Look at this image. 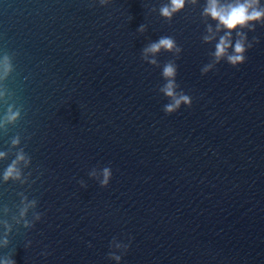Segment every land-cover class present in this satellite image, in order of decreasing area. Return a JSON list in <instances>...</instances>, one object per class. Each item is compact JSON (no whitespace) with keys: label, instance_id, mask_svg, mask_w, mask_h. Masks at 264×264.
Segmentation results:
<instances>
[{"label":"water","instance_id":"1","mask_svg":"<svg viewBox=\"0 0 264 264\" xmlns=\"http://www.w3.org/2000/svg\"><path fill=\"white\" fill-rule=\"evenodd\" d=\"M166 2L0 0V55L15 65L4 83L23 107L0 132V151L19 134L35 181L0 183V208L15 212L24 192L43 213L31 229L13 225L0 256L117 264L108 258L115 237L130 245L120 264H264V26L248 32L259 43L244 64L201 75L214 51L201 39L205 0L171 22L158 13ZM161 36L182 53L161 52L154 67L141 50ZM169 60L192 106L166 115L158 89ZM105 166L112 178L102 188L88 173Z\"/></svg>","mask_w":264,"mask_h":264},{"label":"clouds","instance_id":"2","mask_svg":"<svg viewBox=\"0 0 264 264\" xmlns=\"http://www.w3.org/2000/svg\"><path fill=\"white\" fill-rule=\"evenodd\" d=\"M111 2L112 0H98L100 6H107ZM198 4L199 0H167L159 7L158 13L161 18L171 22L173 17L183 11L187 5L196 7ZM151 10L157 11L156 8ZM200 16L205 24V32L201 37L202 42L205 44L214 43V51L209 53L210 61L201 68V75H206L222 61L233 68L246 62L247 51L255 43H259L255 36L249 41L248 32H254L257 24L264 26V3L261 0H205ZM212 22H214V26ZM137 31L143 34L147 31V26L141 24ZM161 52L171 53L178 59L182 48L174 37L161 36L157 41L149 42L141 50V59L149 65L160 67L157 56ZM13 59L14 55L7 52L0 55V103L7 105L6 112L0 116V132L5 134L8 132L9 126H15L22 119L23 111L22 106H17L14 102L9 103L13 93L4 83L15 71ZM177 74L178 65L175 60H169L163 65L161 75L165 83L159 87L158 91L169 101L163 107L166 115L175 113L182 105L189 108L192 106V98L182 90H178L180 85L176 81ZM21 139V136L16 134L10 139L8 150L0 151V161L7 160L10 155L14 157L0 173V183L7 184L11 181L31 187V183H35V181L30 182L31 173L26 175L24 172L31 165V157L25 152L24 147H21ZM88 175L95 179L100 187L106 188L112 178V170L107 166L99 169L93 168ZM79 183L81 187H87L83 180ZM17 195L20 200L15 205V212H12V209L7 205L0 208V213L4 217L11 214V222L7 218L0 219V227L3 228V233L0 235V248L8 247L10 243L8 236L13 230V225L22 224L24 228L31 229L43 216V213L36 210L37 199H29L24 192H19ZM30 212L32 218L28 219ZM129 246L114 237L109 245L113 251L108 253V258L120 264L122 254L127 252ZM118 251L121 254H117ZM12 257L11 255L0 256V264H16Z\"/></svg>","mask_w":264,"mask_h":264}]
</instances>
